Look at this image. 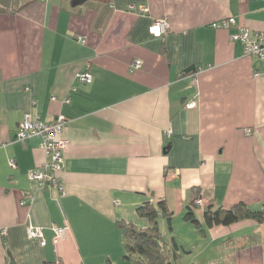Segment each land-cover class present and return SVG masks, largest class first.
Instances as JSON below:
<instances>
[{
  "label": "crops",
  "instance_id": "obj_1",
  "mask_svg": "<svg viewBox=\"0 0 264 264\" xmlns=\"http://www.w3.org/2000/svg\"><path fill=\"white\" fill-rule=\"evenodd\" d=\"M0 7L12 10L0 13V264H124L118 222L149 227L137 211L146 203L166 201L179 217L191 207L201 223L210 206L262 207L264 60L214 24L234 17L264 31V0ZM158 19L169 24L162 36L150 33ZM86 72L91 83L78 79ZM28 112L68 120L64 193L29 176L47 155L41 138H16ZM198 194L206 204L195 209ZM29 226L42 228L45 245ZM62 227L64 239L54 230ZM201 237L190 264H264V222L216 225Z\"/></svg>",
  "mask_w": 264,
  "mask_h": 264
},
{
  "label": "built area",
  "instance_id": "obj_2",
  "mask_svg": "<svg viewBox=\"0 0 264 264\" xmlns=\"http://www.w3.org/2000/svg\"><path fill=\"white\" fill-rule=\"evenodd\" d=\"M135 6H130L129 10H134ZM218 27L233 28L231 34L232 41H240L244 46V54L246 56H257L264 60V31H252L249 28L238 25L234 17H230L220 23L214 24ZM169 29V24L166 19H158L155 24L150 28V33L155 36H162ZM133 67H142L141 60H135ZM78 79L81 83H91L93 77L90 73L78 74ZM189 108L196 106L195 101L187 104ZM68 120L65 116L59 115L54 121L48 122L40 118L39 115L34 116L32 113H26L24 119L17 131L16 138L19 141H25L28 138L38 137L41 138V147L45 150L47 155L46 162L32 170L29 174L32 180L38 181L42 187L56 189L64 193V185L58 173L62 169L63 150L67 145V141L60 137L62 131L67 126ZM246 135H250V129L244 130ZM12 166H15L14 160H11ZM205 198L203 194H198L194 201L196 208L205 207ZM58 238H66L67 227L54 228ZM6 229L1 231V234H6ZM28 237L30 239H39L42 245L46 244L44 239L43 230L39 226L28 227Z\"/></svg>",
  "mask_w": 264,
  "mask_h": 264
},
{
  "label": "trees",
  "instance_id": "obj_3",
  "mask_svg": "<svg viewBox=\"0 0 264 264\" xmlns=\"http://www.w3.org/2000/svg\"><path fill=\"white\" fill-rule=\"evenodd\" d=\"M12 11L9 8L0 7V13ZM195 209H197L194 206ZM199 209V208H198ZM138 214L141 217H146L150 225L147 228H138L133 223L124 221L118 222V227L122 232L124 260L128 264H169L171 257H180L181 254L177 251L181 249L176 239L173 237V248L164 241L161 233L159 219L161 217L167 219L170 230L173 229L172 222L174 213L171 211L166 201H160L156 204L146 203L140 206ZM204 223H201L196 216L194 210L189 207L184 215V219L193 225L203 234L205 228H210L216 225H231L233 223L254 219L260 223L264 222V204L260 209H252L244 203L235 205L230 209L223 207L206 208L203 214ZM61 264V263H51ZM107 264H111L110 261Z\"/></svg>",
  "mask_w": 264,
  "mask_h": 264
},
{
  "label": "rangeland",
  "instance_id": "obj_4",
  "mask_svg": "<svg viewBox=\"0 0 264 264\" xmlns=\"http://www.w3.org/2000/svg\"><path fill=\"white\" fill-rule=\"evenodd\" d=\"M162 221L163 218H160L159 222ZM161 227V233L164 237V241L169 244L171 248H173L172 239L174 237L181 247V249L177 250L181 254V257H175L174 255H172L171 264H190L192 260L195 259V257L198 255V252L200 251L199 247L203 246L202 240L204 239H202L201 237L202 233L199 232L198 228L195 225L185 221L184 216L179 217L177 214H174L172 230H170L169 228L167 219H164V223L162 222ZM199 240H201L202 242H199ZM190 249H192L193 253L187 254L185 251H188ZM206 256L209 257L208 255ZM123 263L128 264V262L125 261L124 258Z\"/></svg>",
  "mask_w": 264,
  "mask_h": 264
},
{
  "label": "water",
  "instance_id": "obj_5",
  "mask_svg": "<svg viewBox=\"0 0 264 264\" xmlns=\"http://www.w3.org/2000/svg\"><path fill=\"white\" fill-rule=\"evenodd\" d=\"M77 2L79 1V0H76ZM169 264H171V263H169Z\"/></svg>",
  "mask_w": 264,
  "mask_h": 264
}]
</instances>
